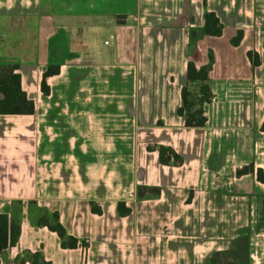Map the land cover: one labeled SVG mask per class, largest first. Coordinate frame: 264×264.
I'll return each instance as SVG.
<instances>
[{"label": "crops", "instance_id": "obj_1", "mask_svg": "<svg viewBox=\"0 0 264 264\" xmlns=\"http://www.w3.org/2000/svg\"><path fill=\"white\" fill-rule=\"evenodd\" d=\"M206 10L222 35L190 46ZM210 51L207 122L188 128L187 64ZM0 64L35 106L0 114V213L21 224L0 264H264V182L237 174L264 172V0H0ZM159 145L182 163L162 165ZM51 213L76 247L39 224Z\"/></svg>", "mask_w": 264, "mask_h": 264}, {"label": "trees", "instance_id": "obj_2", "mask_svg": "<svg viewBox=\"0 0 264 264\" xmlns=\"http://www.w3.org/2000/svg\"><path fill=\"white\" fill-rule=\"evenodd\" d=\"M223 32V25L219 18L212 11H205L204 24L201 28H192L189 31V45L193 46L196 42L205 37H220ZM242 39V31L231 39V44L237 46ZM248 57L253 66L260 64L259 57L255 52L249 51ZM214 63L213 54H208V62L205 65L196 67L193 61H189L186 70L187 83L181 90V104L177 109V115L184 119V125L188 128L204 127L207 118L205 116L204 106L211 102L213 95L210 88L209 73ZM58 65H49L43 74L41 82V90L48 95L50 90L46 83V78L58 74ZM196 88V91L190 89ZM0 93L3 98L0 100V114L9 115H29L35 110L34 102L27 97L25 91L21 87V75L17 64H0ZM264 131V122L262 125ZM148 149L157 150L159 162L162 165L181 164L182 158L171 148L163 145L148 147ZM252 172L256 174L259 181L264 182V172L261 169H254L253 165L244 167L237 171L238 175ZM158 187L138 186L136 188V197L138 200L145 198H155L159 195ZM118 212L120 216L130 214V208L126 207L124 202L118 203ZM92 210L100 213V209L92 203ZM40 225L47 226L51 231L58 234L61 239L63 248H74L77 240L68 235L63 225L59 222L57 213L45 214L39 219ZM20 217L9 216L0 213V253L9 246H13L18 241L20 235ZM247 239V238H246ZM32 263L49 264L44 261L40 253L31 255Z\"/></svg>", "mask_w": 264, "mask_h": 264}, {"label": "rangeland", "instance_id": "obj_3", "mask_svg": "<svg viewBox=\"0 0 264 264\" xmlns=\"http://www.w3.org/2000/svg\"><path fill=\"white\" fill-rule=\"evenodd\" d=\"M190 89L193 90V91H196V90H195L196 88L190 87Z\"/></svg>", "mask_w": 264, "mask_h": 264}]
</instances>
